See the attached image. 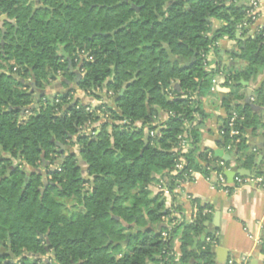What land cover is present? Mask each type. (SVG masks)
<instances>
[{"label":"trees","instance_id":"16d2710c","mask_svg":"<svg viewBox=\"0 0 264 264\" xmlns=\"http://www.w3.org/2000/svg\"><path fill=\"white\" fill-rule=\"evenodd\" d=\"M249 10L247 0H0V18L6 16L0 21V245L9 244L16 257L44 254L39 236L46 235L53 264H215L212 233L192 249L209 208L196 203L195 218L185 223L172 205L177 221L160 194L149 197L148 186L167 177L173 191L194 173L207 177L229 165L200 146L207 117L200 99L223 74L219 65L207 71L206 60L220 39L236 41L232 57L243 63L224 73L227 86L242 88L240 81L264 67V27L249 35L242 26L253 24ZM69 61L80 66L77 84ZM59 78L63 90L53 97L31 91L32 84L42 91ZM72 85L112 104L81 106ZM253 104L264 108V84ZM222 107L221 145L231 146L236 160L246 149V130L260 127L264 136V113L235 104L231 93ZM232 113L241 133L236 144L227 129ZM183 135L188 147L179 157L174 149ZM74 146L84 167L68 152ZM179 158L184 166L171 175ZM45 162L54 166L46 167L54 185L41 195L36 170ZM243 167L259 175L254 155ZM62 200L75 204L65 211Z\"/></svg>","mask_w":264,"mask_h":264},{"label":"crops","instance_id":"0c3cea01","mask_svg":"<svg viewBox=\"0 0 264 264\" xmlns=\"http://www.w3.org/2000/svg\"><path fill=\"white\" fill-rule=\"evenodd\" d=\"M262 26H264V0H259L258 17L248 29V34L253 35ZM218 27L219 23L215 22L214 29ZM217 49V53L210 58L207 71H215L219 65L223 74L218 72L215 75L213 79L215 82L210 91L200 99L201 109L207 116L199 131L200 146L202 149L211 151L214 155L215 153H223L232 156V160L229 161L227 167L222 168L221 172L212 171L207 177L200 173L192 174L189 183L180 184L175 190L172 201L185 223H191L196 215V203L209 208L204 211L208 218L204 223V234L193 239H197V247L198 243L207 240L206 234L212 233L216 236L215 264H228V262H232V264H264L262 247L264 244V157L261 160L258 159L261 155L260 149L264 147L263 129L259 127L255 131L250 129L245 131L243 138L246 141V149L236 159L237 161L232 153H228L222 148V137L219 133L221 123L226 118L222 100L231 93L235 99V104L245 106L246 89L250 88L252 91L251 102L253 103L256 91L264 84V67L249 82L240 81L242 88L227 86L224 73L238 71L243 67V63L232 57L237 51L235 40L220 39L217 42ZM243 83H246L247 86H244ZM56 89V87L52 89L51 97L56 95ZM44 91L46 92V88ZM72 94L74 102H78L79 105L87 108L93 109L103 103L112 104L111 99L100 96L98 92L95 93L98 98L76 88ZM262 109L264 110V108ZM257 113L263 115L264 111ZM68 152L79 156L76 146L69 149ZM249 155L255 156V164L259 168V175L257 176L243 167L245 158ZM234 167L245 170L249 174V176H235V178L238 176L243 178L244 183L242 185H237L234 180L230 183L225 176V173ZM218 173H222L225 177L227 187L218 185ZM148 190L150 198L157 195V181L149 185ZM165 207H168L166 201ZM172 248L175 260L178 262L181 257L178 239L173 240ZM195 248L192 244V249ZM179 264H194V262Z\"/></svg>","mask_w":264,"mask_h":264},{"label":"built area","instance_id":"2783aa9c","mask_svg":"<svg viewBox=\"0 0 264 264\" xmlns=\"http://www.w3.org/2000/svg\"><path fill=\"white\" fill-rule=\"evenodd\" d=\"M247 4L250 8L248 15L251 17V21L254 22L256 21L257 17H258V9H259V0H247ZM252 24V25H253ZM252 25H242L246 28H250V26ZM264 26L260 27L259 29L263 28ZM238 28H241V26H239ZM213 56V54H209L206 57L207 61H210V58ZM215 82V80H213V83ZM83 92V91H82ZM87 94V93H86ZM112 95L111 93H109V96ZM238 119V116L236 115V113H232V115L230 116V118L227 121V129H228V135L229 137L233 140V143H239V137L241 136V133L236 129V121ZM220 136L223 137L225 135V131L220 130ZM150 135H153L152 133ZM180 141L178 143L177 148L174 149V152L176 154H179V157L185 152V149L188 147V140H186L185 135L181 136ZM232 147L231 146H227L226 148V152L231 151ZM220 166H223V163H219ZM184 166V161L183 159L179 158L178 160H176V163L174 165V168L172 170V172L170 173L171 175H175L177 174ZM167 182L168 179L167 177H159L158 178V182H157V192L158 194L161 195V197L168 202V207L166 208L169 211V217L173 218L175 216V218L177 217L176 214L173 212L172 209V205H173V199H172V194L175 192V190L178 188H176L173 191H170L169 188L167 187ZM190 181L186 180L184 182H182L181 184L184 183H189ZM234 182L237 185H242L244 183L243 178L241 177H236L234 179ZM218 185L221 187H227V182L225 180V177L222 175V173H218ZM207 213H209V211H206ZM196 216V215H195ZM194 216V218H195ZM193 218V219H194ZM176 220L180 221V217H177ZM165 221H167L165 219ZM176 221H174L175 223ZM166 225V227H168V224L165 222L164 223ZM167 238V234L163 233L162 234V239L165 241ZM228 264H232V262H228Z\"/></svg>","mask_w":264,"mask_h":264},{"label":"water","instance_id":"95a60500","mask_svg":"<svg viewBox=\"0 0 264 264\" xmlns=\"http://www.w3.org/2000/svg\"><path fill=\"white\" fill-rule=\"evenodd\" d=\"M35 1L38 2V0H35ZM5 18H6V16H2V17L0 18V21L3 20V19H5ZM68 65H69L70 70H71V71L75 74V76H76V78L73 80L72 84H77V82H78V81L80 80V78H81V74H80V66H78V67H76L75 69H73V68L71 67V62H70V61L68 62ZM65 83H66L67 85H71V82H69V81H65ZM243 85H244V86H247L246 83H243ZM175 88L178 89V85H177V84H175ZM31 91H35L36 94L39 93L41 96L46 95V92H45L44 90H42V91L35 90V84H32V85H31ZM37 98H39V96H37ZM251 98H252V91H251L250 88H247V89H246V98H245V100H244V104H245V105H248L252 112L257 113V112H260V111H264L262 108H260V107H258V106H255V105L251 102ZM57 146L60 148V152H62L63 149H64L63 145L57 143ZM260 151H261V155H260L259 158H258L259 160H261L262 157H264V147H261ZM215 155H216V156H221L222 159H223L225 162H229V161L232 160V156H229V155H227V154H223V153H218V154H217V153H215ZM77 159H78L79 165L82 166V167H84L85 165H84V162L82 161V158H81L80 156H78ZM1 161H2V158H0V162H1ZM28 169L31 170L30 167H28ZM236 175H240V176H249V174H248L247 171H245V170H240V169H238V168H236V167L231 168L230 170H228V171L225 173V176L227 177V179H228V181H229L230 183L233 182V180H234V178H235ZM115 219L117 220L116 217H115ZM163 227L165 228L166 226H165V225H161V226H159V228H158V230H156V232H158V231H159L161 228H163ZM196 243H197V239H193V248L196 247ZM3 264H13V262H12V261H5Z\"/></svg>","mask_w":264,"mask_h":264},{"label":"flooded vegetation","instance_id":"af4514ba","mask_svg":"<svg viewBox=\"0 0 264 264\" xmlns=\"http://www.w3.org/2000/svg\"><path fill=\"white\" fill-rule=\"evenodd\" d=\"M16 165L14 164L13 166H10L8 168V171H12L13 168ZM46 167H49L48 169H54V166L49 165V163H43L40 169H37L36 172L39 176H41V182H42V187L39 189L40 194H44L46 189L49 186H53L54 183L51 181V177L47 175V170ZM1 179V178H0ZM28 181V177H25V182ZM40 239H44L45 245H44V254L41 253H24L21 255V257H16L13 253H10L9 251V244L5 247L3 244L0 245V256L3 257L2 261L3 263L5 261H12L13 263L18 261L21 258H28L32 264H53V258L54 254L50 251L48 248V241H47V236L45 235L44 237L42 235L39 236Z\"/></svg>","mask_w":264,"mask_h":264},{"label":"rangeland","instance_id":"374dc122","mask_svg":"<svg viewBox=\"0 0 264 264\" xmlns=\"http://www.w3.org/2000/svg\"><path fill=\"white\" fill-rule=\"evenodd\" d=\"M74 79H75V78H74ZM60 82H61V78H59V79H58L57 81H55V82L50 83V85L46 87V92H47L48 96L51 97V94H52L51 92H52V89H53L54 87L57 88V89H56V92H58V91H62V90H63V89L61 88V83H60ZM71 88L74 89V88H75V85H72ZM98 94L101 96L100 93H98ZM13 164H16V162L14 161ZM62 202H63V204H64L65 211H69V210L71 209V207L75 204V201H73V200H62Z\"/></svg>","mask_w":264,"mask_h":264}]
</instances>
